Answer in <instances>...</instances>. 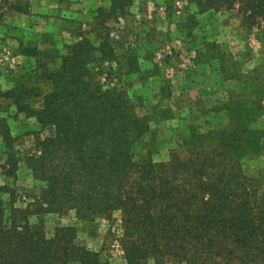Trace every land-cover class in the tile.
<instances>
[{
	"label": "trees",
	"instance_id": "16d2710c",
	"mask_svg": "<svg viewBox=\"0 0 264 264\" xmlns=\"http://www.w3.org/2000/svg\"><path fill=\"white\" fill-rule=\"evenodd\" d=\"M11 1L26 12L24 0ZM110 2L111 12L99 17L126 14L134 0ZM195 3L203 11H234L264 34V0ZM111 32L103 26L97 43L82 37L68 48L59 70L47 73L50 90L36 95L39 110L23 104L34 88L0 93L50 131L26 158L42 186L23 221L12 215L6 222L8 188L0 186V264H109L103 253L77 246L76 225L63 220L112 222L116 213L126 264H264V176L248 174L242 162L246 150L258 151L253 141L261 132L245 125V112L220 106L213 113H225L227 126L211 128L207 120V127H192L185 158L174 150L168 161H156L151 114L124 84L102 82L106 68L122 65ZM0 138L9 147L15 141L1 102ZM8 160L17 169L16 159ZM48 216L58 222L52 234Z\"/></svg>",
	"mask_w": 264,
	"mask_h": 264
},
{
	"label": "rangeland",
	"instance_id": "374dc122",
	"mask_svg": "<svg viewBox=\"0 0 264 264\" xmlns=\"http://www.w3.org/2000/svg\"><path fill=\"white\" fill-rule=\"evenodd\" d=\"M15 2L0 0V93L22 85L34 88L23 104L39 110L43 100L37 96L51 88L47 73L59 70L71 45L82 37L97 43L95 35L107 26L122 65L114 72L106 68L102 82L110 88L124 84L133 101L151 114L158 135L156 161H168L174 150L185 158L192 127H207V120L211 128L227 126L230 118L225 113L216 117L213 109L228 105L245 112V125L261 132L262 138L253 141L258 151L246 150L242 162L248 174L264 176V34L243 24L236 12L203 11L195 0H134L126 14L105 17L111 12L110 0H30L28 5L24 0L23 13L12 9ZM115 72L125 74L122 81ZM0 102L15 138L10 147L0 138V186L8 188L2 196L10 223L12 215L25 219L40 192L42 185L26 158L36 138L50 131L12 100ZM11 169L15 174H9ZM119 219L116 213L112 222L98 217L64 219L63 224L76 225L77 246L103 253L109 264H126ZM57 223L46 217L49 234Z\"/></svg>",
	"mask_w": 264,
	"mask_h": 264
}]
</instances>
